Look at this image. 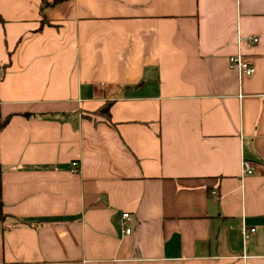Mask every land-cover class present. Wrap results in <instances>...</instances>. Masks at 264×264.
<instances>
[{"label": "crops", "instance_id": "0c3cea01", "mask_svg": "<svg viewBox=\"0 0 264 264\" xmlns=\"http://www.w3.org/2000/svg\"><path fill=\"white\" fill-rule=\"evenodd\" d=\"M53 2L0 0V264H264V0Z\"/></svg>", "mask_w": 264, "mask_h": 264}, {"label": "built area", "instance_id": "2783aa9c", "mask_svg": "<svg viewBox=\"0 0 264 264\" xmlns=\"http://www.w3.org/2000/svg\"><path fill=\"white\" fill-rule=\"evenodd\" d=\"M258 38L256 36L250 35L247 37L248 42H256ZM228 64L229 68L235 70L239 76H250L254 72V66L252 63H248L243 54L238 51L236 54L231 55L228 57ZM241 166H243V174H252L254 173L255 168L247 161V160H242ZM79 169V162L77 161H72L70 170L73 172H77ZM216 191H212V194H215ZM132 220L131 214L129 212H124L122 213V218H121V226H122V231L123 233L129 234L131 233V229L128 226L130 221ZM255 232V228H250L248 229L247 227L243 226L242 227V237L243 239H246L249 237L250 234Z\"/></svg>", "mask_w": 264, "mask_h": 264}, {"label": "trees", "instance_id": "16d2710c", "mask_svg": "<svg viewBox=\"0 0 264 264\" xmlns=\"http://www.w3.org/2000/svg\"><path fill=\"white\" fill-rule=\"evenodd\" d=\"M59 1H63V0H54L53 3H57ZM45 5H47V3H44ZM112 102L111 101H106L103 105H101L99 108H97L94 113L95 114H99L101 116H104L105 118L109 119L110 116V112H109V108L111 106ZM27 115V114H25ZM7 120H3L2 122H0V128L5 124ZM2 167L0 165V220H4L6 219V215L3 212V203H2V189H1V176H2Z\"/></svg>", "mask_w": 264, "mask_h": 264}]
</instances>
